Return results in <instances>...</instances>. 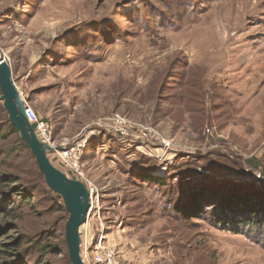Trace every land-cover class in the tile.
<instances>
[{"label": "rangeland", "instance_id": "obj_1", "mask_svg": "<svg viewBox=\"0 0 264 264\" xmlns=\"http://www.w3.org/2000/svg\"><path fill=\"white\" fill-rule=\"evenodd\" d=\"M0 54L57 141L91 132L90 145L101 141L82 161L103 187L106 241L127 247L122 264H264V237L164 204L210 173L238 181L264 172V0H0ZM3 108L0 168L32 177L36 161L8 133ZM114 113L153 127L169 149L124 147L102 125ZM219 157L232 168L210 170ZM145 171L168 188L144 182ZM32 202L35 211L19 210L23 229L53 226L50 239L65 241L62 200L48 192Z\"/></svg>", "mask_w": 264, "mask_h": 264}, {"label": "trees", "instance_id": "obj_2", "mask_svg": "<svg viewBox=\"0 0 264 264\" xmlns=\"http://www.w3.org/2000/svg\"><path fill=\"white\" fill-rule=\"evenodd\" d=\"M3 110L5 111L4 108ZM3 120L8 133L17 135L20 144L32 153L17 128L11 123L6 111ZM4 132V128H1L0 139L6 138ZM100 143L95 142L92 145L89 143L87 147L93 146L96 151ZM32 155L35 159L33 153ZM208 163L210 170L220 165L228 168L233 166L220 157L215 160L209 159ZM139 176L144 182H153L162 188H168L169 181L165 178L153 177L148 171L142 172ZM187 185L181 187L178 195L165 198L164 204L177 203L176 207L171 208L184 218H205L216 224L215 226L223 225L227 230L254 232L256 240L264 237V172L259 176L250 175L238 181L218 179L210 173L205 175L203 181L195 180L194 184ZM48 192L58 196L64 205L62 197L47 186L38 165L32 177L19 176L0 168V239L6 238L0 241L2 264H57V259L63 264H71L66 239L60 243L50 239L54 236L53 226L29 232L23 229L19 221L23 214L19 212L22 204H27L34 210L36 205L32 202L34 194ZM18 199L20 201H17ZM183 200L190 201L193 205L189 207L178 205V202ZM60 254L64 255L60 257ZM49 255H54L56 259Z\"/></svg>", "mask_w": 264, "mask_h": 264}, {"label": "built area", "instance_id": "obj_3", "mask_svg": "<svg viewBox=\"0 0 264 264\" xmlns=\"http://www.w3.org/2000/svg\"><path fill=\"white\" fill-rule=\"evenodd\" d=\"M24 100L27 117L34 125L39 140L51 147L48 157L52 163H56L58 168L70 177L83 181L89 190L90 208L87 221L80 227L81 255L84 262L87 264H122V254L115 246L106 241L107 231L98 215L102 203L101 193L98 187L87 178L82 161L86 147L96 134L86 133L73 142H68L65 139L57 141L53 137L49 122L44 117L39 116L25 98ZM102 125L107 126L108 130L113 132L119 138V141L125 145L124 147L128 149L137 148L151 154L148 152L149 150H157L158 148L153 147L155 145L151 147L149 144L162 143L153 127L141 124L133 126L134 123H131L119 113H114L103 119ZM165 144H163L165 148L169 149L167 146L170 144ZM162 157L164 155L156 153V158L160 159Z\"/></svg>", "mask_w": 264, "mask_h": 264}, {"label": "water", "instance_id": "obj_4", "mask_svg": "<svg viewBox=\"0 0 264 264\" xmlns=\"http://www.w3.org/2000/svg\"><path fill=\"white\" fill-rule=\"evenodd\" d=\"M0 101L11 123L21 138L28 144L43 173L47 186L59 194L69 216L65 225V239L71 264H87L81 255L80 227L87 221L90 208V193L85 183L67 175L56 167L48 152L51 147L39 140L34 125L26 113V103L13 79L9 61L0 54Z\"/></svg>", "mask_w": 264, "mask_h": 264}, {"label": "crops", "instance_id": "obj_5", "mask_svg": "<svg viewBox=\"0 0 264 264\" xmlns=\"http://www.w3.org/2000/svg\"><path fill=\"white\" fill-rule=\"evenodd\" d=\"M88 174H89V173H88ZM91 175H92L93 177H92ZM91 175H89V176H90L91 178L94 179L95 176H94L93 174H91ZM94 180H95V179H94ZM97 185H98V184H97ZM102 188H103V187H100V185H98V189H99V191H100L101 194H102ZM116 198L118 199V201H119V203H120V198H119V197H116ZM102 200H103V199H102ZM125 230H126V229H125ZM118 236L121 237L120 234H118ZM118 248H119V251L122 252V253L124 254V253H125V249H126L127 247H126L125 243H123V245L118 246ZM123 256H124V255H123Z\"/></svg>", "mask_w": 264, "mask_h": 264}]
</instances>
